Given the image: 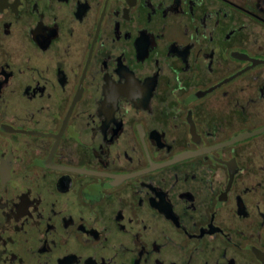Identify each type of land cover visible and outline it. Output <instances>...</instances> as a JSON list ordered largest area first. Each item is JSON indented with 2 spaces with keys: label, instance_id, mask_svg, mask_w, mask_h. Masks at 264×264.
Wrapping results in <instances>:
<instances>
[{
  "label": "flooded vegetation",
  "instance_id": "flooded-vegetation-1",
  "mask_svg": "<svg viewBox=\"0 0 264 264\" xmlns=\"http://www.w3.org/2000/svg\"><path fill=\"white\" fill-rule=\"evenodd\" d=\"M0 264H264V0H0Z\"/></svg>",
  "mask_w": 264,
  "mask_h": 264
}]
</instances>
